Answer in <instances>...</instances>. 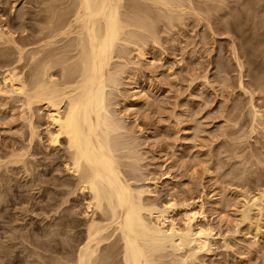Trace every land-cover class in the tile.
I'll return each instance as SVG.
<instances>
[{"label":"bare ground","instance_id":"6f19581e","mask_svg":"<svg viewBox=\"0 0 264 264\" xmlns=\"http://www.w3.org/2000/svg\"><path fill=\"white\" fill-rule=\"evenodd\" d=\"M50 1H52V3L49 2L51 4L50 6H47L48 15L46 16L44 20L42 19L40 21H37V24L35 23L34 25H31L30 23L31 25L30 27H28L29 25L26 24V27L28 29L22 28L23 30H21L20 27H22V25L20 27L17 26L20 31L30 30L29 33L24 34V36L17 37L14 34L16 30L14 31V29H12L11 24H9L6 20L0 21V99H4L3 102H6V104H7L8 99H10L9 101L12 100L13 103L10 102L9 105L11 103L15 104L14 107L17 106V103L21 105V106L19 105L22 108V112H20L22 115L21 117L24 120L23 122H26V126L28 128L27 144H24L25 146L23 145L24 147H22V149L20 148L19 149L20 151H18L17 149L18 147L16 148V146L11 145L9 147L10 151H9V148H7L8 153H4L6 154L5 155L6 157L3 158V156H1L0 154V156L2 157V158L0 157V172L2 171V169L8 170L10 168L12 169L13 166L20 165L23 168H25V172L31 173L32 170L29 171L30 169L29 167H27L28 166L27 164L29 163H26L27 162L25 160L27 158L26 156L32 157L37 154H41V153L43 154L44 151L38 150V149L42 147L41 143L43 141V138H46L47 145H43L44 149L46 150L45 151L46 154L44 158L50 160L49 164L56 163V165L59 164L63 168V171H61L59 170L61 168L58 169V167L56 166L58 169V172H61V173L63 172L71 176L69 178L65 177L62 179L57 178L59 176L53 177V180L49 182V183H52L54 187L60 188L59 189L60 192H57V193L60 194L62 199L60 197L61 201L59 203L56 201L55 199L56 196H54V194H57V193H56L55 188H53L51 192L52 195L50 199L48 198L49 201L52 200L51 203L48 202L49 203L48 212H52L55 216L58 215L57 217L60 218V220L62 221V218L64 216L65 218L72 216V215L68 216L67 214H66L67 216L65 215L68 209H66L63 206L67 204L71 200V198L74 197L76 201L79 200L81 204H83L84 206V211L82 212L83 218H84V223H83L84 229H82V232L79 231L82 234L80 235L78 246L76 244H73L77 246L76 249L74 248L75 249L74 251L72 249L73 252H70V251L69 253L66 252L69 255L68 254L65 255L61 252H58L56 249V253L59 255L58 257H55L56 255L52 257L50 256L52 259L49 258L51 259L49 262L47 261L46 263L43 261L39 263L38 261V263L37 262L36 263L37 264H41V263H45V264H191L194 261H197L196 259L199 258L198 256L200 254L209 252V250L211 249L213 245V241L216 239L217 236H221L222 233L220 235H218V233H215L214 227L208 223V220L206 218L207 215L205 214L207 210L205 206L207 205L203 201V199H201L200 197L199 199H192V196H191L189 197V199L186 198L185 201L181 202V199H180V202H178L176 201V199L174 200V198L167 200L170 197L169 195L166 201L164 199H163L164 201H160V197L158 198L159 200H156V196L155 195L153 196V193L155 192L154 194H156L157 192L156 189H158L157 182H152V183L150 182V184L146 186L138 184L140 181L144 179L145 180L148 179L147 172H149V171H146L147 169L146 170L143 169L144 163L142 165L140 164V161L142 162L145 161V160L143 161V159H145L143 158L144 156H141L144 153L140 154L141 152L137 151L139 149L136 150V148L142 145L140 144L142 140L141 141L139 140V135L135 136L133 134L132 132L133 128L131 129L129 124L117 114L118 108L116 109V106H115L116 104L114 103L113 98L115 96V91L118 90L120 83H122L121 75L124 72L123 69L126 67V70H127V67L129 66L131 67V63L136 64V65L135 64L133 65L134 67L138 66L137 62L135 61L134 63L131 62L130 55L132 54L133 51H137L136 53L138 55V60L141 59V61L143 60L144 62L150 63V65L151 64L154 65L153 60L155 58H153L152 60V57L155 55V53L151 52L152 49H151L150 44H152V47L154 46V44L160 45L161 43L160 41L163 40L161 38L162 36H160L162 35L160 34L161 32L162 33L165 32L167 34V32H169V29L174 28L176 26V21L178 23L183 21L182 19L183 17H185L186 14L190 16L192 15V13H194L193 17L195 15V18L197 19L199 18L198 19L199 21L197 22H200V20L202 22V20L203 19L205 20L207 16L208 18H211L209 17V15L213 11V9H217L216 5L214 7L211 5L213 3L207 4L211 0L210 1L208 0L209 2L207 0H50ZM213 1L214 0H212V2ZM233 2L237 3L238 6H240L244 4L246 0H234L232 1V3ZM258 2L260 3L261 1L258 0ZM202 4L206 5L205 6L206 8L205 7L202 8L201 6ZM252 9L254 10V12L256 11L257 13H259L260 11L264 10V5L262 6H259V4L257 6L254 5ZM203 12L208 13L207 16L206 14L204 15ZM254 14L255 13H253V15ZM204 16H206V18ZM244 18H246V15ZM255 18H258V17H254V19ZM216 19L217 18H215L214 20ZM254 19H252V22ZM262 19L264 18L262 17ZM33 22H36V21H33ZM191 22L193 21L191 20ZM194 22L196 21L194 20ZM208 22H211V20L209 19ZM160 24H162V26ZM208 24L210 25V23H207V27H208ZM179 25H182V24H179ZM212 25H210V28ZM252 26L255 27L254 24ZM214 27H212L211 31H213ZM11 29L14 32L11 31ZM258 30H261V27L260 29L258 28ZM225 33L228 34L227 31H225ZM214 35L213 37L217 36L218 34H216L215 36ZM222 35L224 34L222 33ZM188 41L186 40V43ZM192 42L193 41L190 42L191 44L187 43L186 45V48L187 46L188 47L191 46L190 48L191 52L195 48V47H192L193 45ZM232 42L233 41L231 40L230 42L231 46H232ZM201 48L204 49V47H201ZM231 50L234 51L233 48ZM198 51L199 49L197 50L196 53H198ZM233 51L232 53L236 54L238 50L235 52ZM158 52H160V50ZM152 54L154 55L152 56ZM243 64L239 65V68H238L240 69L239 71H241V66H243ZM220 67L223 68V66L221 65ZM139 68H140V65L138 68H136V70L141 69ZM223 72H226V71H223ZM141 74H144V73L142 72ZM228 74L225 76H228ZM163 75H165V73ZM262 81L264 83V80ZM262 85H261V88H262ZM140 87L141 86L136 87L137 91L134 90L135 93L133 94V96H135V98L142 96L143 93H146L144 90H146L147 88L143 90L142 87L141 88ZM240 88L242 89V87ZM249 88L250 86L248 87V89ZM244 90L245 89H243V91ZM263 91L264 90H262V92ZM249 92L250 91H248L247 94H249ZM244 94H245V91H244ZM251 98H249V100ZM0 102L2 103V101ZM223 103H225V101ZM187 105L188 104H186L185 106ZM131 106H132L131 104H128L129 108ZM240 106L242 109L241 104ZM10 107H12V105H10ZM14 107H12L13 110L15 109ZM249 108L251 110V112L249 111L252 117L251 120L253 121V122L251 121L253 123L251 127V131L254 132V129L256 131V128H255L256 125L254 126L255 124L254 122H259L257 121L258 118H260L264 114H262L263 110L261 111L260 109H257L252 103H251V107ZM259 110L261 113L259 112ZM193 116L194 115H192V117ZM43 117L46 118V122L44 123L46 124V126L44 128L45 135L41 136V131L39 128L40 126L44 125V124H40V120H42ZM235 117L236 116H234L233 118ZM260 122L261 124L263 123L261 120ZM262 127H264L263 124H262ZM195 128L194 130L200 129V127L196 129ZM231 132H233V130ZM243 133H247V132L245 131V132H242V134ZM231 134L230 136L232 137L233 134L232 135ZM235 134H234V139L232 138L233 140H236L238 138L236 137L237 134L236 135ZM188 137L189 139H191L190 136ZM197 137H200V136H196L194 138L198 140ZM226 139H227V135H226ZM23 142H26V141H23ZM226 145L224 147H227ZM38 146L40 147L38 148ZM260 147H261V144H260ZM140 148L142 149V147ZM227 149L225 148V150ZM30 150L31 151L35 150V151L30 152ZM192 150H193V147H192ZM244 153L245 151L242 153V155L241 154L240 155L244 156L243 155ZM197 158L200 159L198 155H197ZM192 159L193 158H191V160ZM259 161H257V163H259ZM262 161L263 160H261L260 162ZM203 163L207 164V162H204V160H203ZM246 163L248 165V160ZM146 164H147L146 166H148L150 162ZM237 165H240V164H237ZM208 167L209 166L207 164V168ZM249 167L251 169V166ZM205 168H204L205 171L203 172L205 173L210 172L209 169H205ZM226 172H227L226 174H228V171ZM239 173H238V176H239ZM16 174L17 173H15V175ZM31 175L33 174L31 173ZM61 175L63 176V174ZM1 180L2 181L0 182H3L2 178ZM11 180L12 179H10V183L15 184L13 183V180L12 181ZM240 181H241V178H240ZM4 183L3 185L5 186ZM8 184H9V181H8ZM245 184L246 183L244 182L243 185ZM247 184H248V181H247ZM11 185L9 186L7 185V186L10 187ZM151 186H153L155 190ZM150 187L153 191L150 189ZM262 187H264V185L261 186L259 190H257L258 189L257 188L256 189L257 191L255 193H252L250 192V190L249 191L247 190L250 188L245 186L247 192L245 191V194L244 192L242 194L244 202L242 204V209L239 210L241 211V214H242L241 215L242 219L240 221L247 222V220L250 219V213L251 214L253 213L252 211L253 209L258 211L259 214L261 215L263 214L264 212V188ZM245 188L243 187L244 190ZM3 189L6 190V188H3ZM3 189H1L0 196H2L1 194H4L5 190L2 193ZM243 189H240V190L243 191ZM151 197L153 199H151ZM183 199H185V196ZM225 200L227 201V199ZM222 201H223V198H222ZM222 201H219V202L217 201V202L222 203ZM0 203H1V200H0ZM218 203H216V206H215V211H216V212L214 211L215 214L217 212H220L221 214L223 210V209L221 210L220 205ZM214 205L213 206L212 204L210 205L212 206L211 207L212 209H214L213 208ZM255 210H254V213L256 215ZM251 216L253 217L254 215H251ZM71 219L69 221H71ZM66 221H64L65 224L67 223ZM59 223L62 225L61 222ZM262 226H259V228L256 227L259 233L262 232V229H263ZM11 233H14V232H11ZM51 233L52 231L49 232V235ZM44 234L46 235L47 233H44ZM23 235L22 237H24ZM51 235L52 237L53 236L56 237L54 233ZM260 235H264V231L260 233ZM18 237L20 238V235ZM22 237H21V240H24V242H25V239L28 238V236L27 237L25 236L26 237L25 239H22ZM52 237H49V239L50 238L52 239ZM73 237L75 236L73 235ZM13 238L15 237L12 236L11 239ZM224 239L227 241L226 238ZM36 240H35V243H37ZM71 240L73 239L71 238ZM226 241L224 242L225 243L224 246H226L228 249V247L230 246L228 242ZM64 242H67V240L63 241L62 244H64ZM71 242L74 243V241H71ZM39 247L44 248V247H41V245ZM50 247L52 248V246ZM70 247L72 248L71 245ZM51 248L49 249V251L51 250ZM47 249H48V246H47ZM63 250H60V251H63ZM44 251H47V250H44ZM52 253H55V250ZM262 259L263 260H261V262L264 261V258Z\"/></svg>","mask_w":264,"mask_h":264},{"label":"rangeland","instance_id":"374dc122","mask_svg":"<svg viewBox=\"0 0 264 264\" xmlns=\"http://www.w3.org/2000/svg\"><path fill=\"white\" fill-rule=\"evenodd\" d=\"M215 1L216 0L212 2L211 0L209 3H207H213L211 5L214 7L216 5L217 8L213 9V11L211 10V14L209 13L210 15H212H209V17H211L212 19L208 18V13L203 12L204 15L206 14L208 20L206 16H204L206 18L205 20L203 19L204 21L202 20L201 22L200 20V22H197L199 21V18H195V15L193 17L194 13L190 15L192 19L186 14L185 17H183L182 19L185 22L181 20L182 22L178 23L176 21V26L174 28L169 29V32H167V34L165 32L160 33L162 34L160 36H162L161 38L163 39L160 41V45L154 44V46L152 47V44H150L152 49H150L151 52L155 53V55L152 54V56H155L152 57V60L153 58H155V61L153 60L154 65H150V63L144 62L143 60L141 61V59L138 60V55L136 53L137 51H133L131 54L132 56L130 55L131 62H137L138 66L134 67L133 65L135 63H131V67L133 68L129 66L130 64L128 65L131 70L129 69V67H127V70L126 67L123 69L125 73H122V75L124 76L121 75L122 83H120L118 90L115 91L113 101L116 104V109L118 108L117 114L129 124L131 129L133 128V134L135 136L139 135V140H142L141 142L139 141L140 144H142L140 145L142 149L138 147L136 148V150L139 149L137 151H140V154H145L141 155L144 156L143 158L145 159H143V161H145H140V164L142 165L144 163L143 169H147L146 171L149 172H147L148 179H144L138 184L146 186L150 184V182H157L158 189H156V194H154L155 192L153 193V196H156V200H159L158 198L160 197V201H166L169 195L171 198L169 197L167 200L174 198V200L176 199V201L178 202H180V199L181 202L185 201L186 198L189 199V197L191 196L192 199H199L200 197L207 205L205 206V208H207L205 214L207 215L206 218L208 220V223L214 227L215 233H218V235L222 233L221 236H217L216 239L213 241V245L209 252L200 254L198 256L199 258L196 259L197 261H194L195 263L193 262L191 264H252L253 262V264H264V261H262L263 263L261 262V260H263L262 258H264V235H260V233L264 231V212L261 215L258 213V211L253 209V213H250V219H248L251 222L250 223L248 220L247 222L240 221L242 219V214L241 211H239L242 209V204L244 202L242 197L243 192L245 194V191L247 192V190H250V192L255 193L257 190L260 189L261 186L264 185V127H262V124L264 125V115L261 116L263 119L260 117L257 120L259 122L261 120L263 122L262 124L261 122L260 124L259 122H254V126L256 125V131L254 129L253 132L251 131L253 121L251 120V113H249V111L251 112L249 107H251L252 103L257 109H260L261 111L263 110L262 114H264V91L262 92V90H264V83L262 81L264 80V19H262V17L264 18V12L262 11L264 10L257 13L256 11L254 12V10L252 9L254 5H264V0H260V3L258 2V0H246V4L244 3L240 6H238L237 3H232V1L234 0H217L216 2ZM49 2L52 3V1L50 0H0V21L6 20L9 24H11L12 29H14V31L16 30L14 32L11 29V31H13L17 37L24 36V34L29 33L30 30H24L26 31L24 32L20 31L18 27L22 25V27H20L21 30L28 29L26 27V24L29 25L28 27H30L35 23L37 24V21H40L42 19L44 20L48 15L47 6H50L51 4ZM201 6L202 8H204L206 5L202 4ZM245 10L248 11L246 12ZM253 13H255V16L253 15ZM245 15L246 18H244ZM254 17L258 18L254 19ZM215 18L217 19L214 20ZM209 19L211 20V22H208ZM252 19H254L253 22ZM191 20L193 22H191ZM194 20L196 22H194ZM207 23H210V25H212L213 23L214 24L211 26V28L208 24V27L210 28L209 29L207 27ZM253 24L255 25V27L252 26ZM160 25L162 26V24ZM23 26H25L26 28ZM212 27H214L213 31H211ZM260 27L261 30H258V28L260 29ZM180 30L183 32H181ZM225 31H227L228 34L225 33ZM222 33L225 36L222 35ZM212 34H218L219 36L214 35L215 37H213ZM203 36H205L207 39ZM186 40H189L190 42L193 41L192 47H195L197 50L199 49L198 53H196L197 50L195 48L191 52V46H187L186 48L187 43L191 44L189 41L186 43ZM231 40L233 41L232 46L230 44ZM200 46L204 47V49ZM231 47L234 49V51L231 50ZM159 50L160 52H158ZM232 51H237L238 53L236 52V54H233ZM242 64L243 66H241V71H239V65ZM139 65L141 69L139 68L140 70H136ZM220 65L223 66V68L220 67ZM141 71L144 74H141ZM164 73L165 75H163ZM227 74L228 76H225ZM242 74L244 75V77ZM217 76L219 77V79ZM135 80L138 82H136ZM227 81L229 84L227 83ZM239 83L242 86H240ZM260 84H263L262 88ZM135 86H141L143 90L147 88V91L144 90L146 93H143L144 91L142 90V96L135 98V96H133L135 91H137V88ZM249 86L250 88L248 89ZM240 87H242V89ZM243 89H245V94ZM251 89H254V92ZM248 91H250L252 94L250 92L249 94H247ZM249 98H251L252 101L251 99L249 100ZM9 100L10 99H8L6 104V102H3L4 99H0V101H2V103L0 102V154L1 156H3V158L6 157V154L4 153H8L7 148H9L11 145H14L16 146V148L18 147L17 149L18 151H20L19 149H22V147L25 146L24 144H27L28 138V128L26 126V122H23L24 120L22 119V115L20 113L22 112V108L20 107L21 105L17 103V106L14 107L15 104H12L13 101ZM224 101L225 103H223ZM10 102H12L10 105L15 108L14 110L12 107H10ZM128 104H131L132 106L129 108ZM184 104H188V107ZM240 104L242 105V109ZM192 115H194V118L192 117ZM234 116L236 117L233 118ZM227 117L228 119L230 117V119L232 120H228ZM196 119H198L199 121ZM45 122L46 118L43 117V119L40 120V124H44ZM235 122L237 123V125ZM45 126L46 124L40 126L39 128L41 131V136L45 135ZM195 126L196 128L200 127V129H196ZM24 127L26 130L24 129ZM194 128L196 130H194ZM236 129L238 132L236 131ZM240 129L242 132L246 131L247 133L242 134ZM232 130L233 132H231ZM196 132L199 135H197ZM195 134L196 136H200L201 138L197 137L198 140H196V138H194L196 137ZM230 134L232 135V137L230 136ZM234 134L236 135V137H238L237 139L235 137V139L239 143H237L236 140H233ZM188 136H190L193 140L189 139ZM194 140H196L197 142ZM41 144L40 145L43 148L38 146V148L40 147V149H37L44 151L43 154H37L32 157L26 156L27 158L25 159L27 161L26 163H29L27 164V167H29V171L32 170L31 173L33 175H31V173L29 172H25V168L20 165L13 166L12 169L10 168L8 170L2 169V171L0 172V174L2 175H0V177L3 179V182H0V193L1 189L6 188V190H2V193L4 190L5 191L4 194H1L2 196H0V264H37L38 261L39 263L43 261L47 263V261L49 262L52 259V256H59L56 253V249L58 252L67 255L69 251L73 252L78 246V241L80 239V235L82 234V229H84V218L82 214V212L84 211V206L79 200L76 201L74 197V199L71 198V200L67 204L63 205L66 209H68L65 215L67 214L68 216H72L66 218L64 216L61 221L60 218L57 217V214V216H55L52 212H48V205L52 202V200L49 201L52 195V189L55 188L56 193L60 192L59 187L56 188L52 183L49 182L53 180V177L59 176L57 178L62 179L65 177L69 178L71 176L63 172H58L59 168H61L59 170L63 171V168L59 164L56 165V163L51 162V164H49L50 160L44 158L46 150L44 149L43 145H47L46 138H43ZM234 144L236 146L239 145L240 148L239 146L236 147ZM225 145L227 147H224ZM225 148L228 149L225 150ZM243 150L245 151V153L243 154L244 156H241L244 152ZM34 151L30 150V152ZM197 155L198 157H200V159L197 158ZM191 158L193 159L191 160ZM242 158L245 162L242 160ZM258 159H261L263 161L260 162L261 160L259 161ZM203 160L204 162H207L209 166L208 168L207 164L203 163ZM247 160L248 165L246 163ZM257 161H259V163H257ZM149 162L150 164L146 166V163ZM56 166L58 167V169ZM249 166H251V169ZM204 168L209 169L211 173L203 172L205 171ZM226 171H228V174H226ZM252 171L254 174H256L254 175ZM239 172L242 174H240ZM15 173H17L18 175H15ZM223 173L226 175H224ZM61 174H63V176ZM239 177L241 178V181ZM1 178L0 181H2ZM10 179H12L13 183L15 184L10 183ZM244 182L246 183L245 185H243ZM3 183L5 184V186L3 185ZM6 184L8 186L12 184L13 186L11 185L10 187H8ZM245 186L249 187L250 189L246 190ZM7 187L9 188V190ZM46 187L50 188L47 189ZM151 187L154 189L153 186ZM243 187L245 188V190L243 189ZM240 189H243V191H241ZM54 196H56L55 199L59 203L61 201L60 194L57 193L54 194ZM184 196L185 199H183ZM151 199L153 198L151 197ZM225 199H227V201ZM217 201H222V203L220 202V204ZM216 203L220 205L221 210L226 209L224 210L226 214L223 210L221 214L220 212H217L215 214ZM211 204L212 206L215 204L213 207L214 209L211 208ZM71 209L73 212L71 211ZM254 210L256 211V215L254 213ZM220 215L222 218L220 217ZM251 215L254 216L252 217ZM223 218L225 221L223 220ZM70 219L71 221H69ZM64 221H66L67 223L65 224ZM59 222H61L62 225ZM258 225L263 227L262 232L260 233L257 231L258 229L256 228H259ZM50 231H52L51 234L54 233L56 237H52L51 234L50 236ZM21 233L22 235L24 234V237H22ZM44 233L47 234L45 235ZM19 235L20 238L18 237ZM73 235L75 237H73ZM10 236L11 238L12 236L15 238L11 239ZM25 236H28V238H26ZM45 236L47 239L45 238ZM21 237L22 239L26 238L29 241L25 239L24 242V240H21ZM49 237H52V239H49ZM70 237L73 240H71ZM224 238H226L227 241ZM65 239L67 240V242H64V244H62L63 241H66ZM35 240L37 243H35ZM51 240L54 242H52ZM224 240L228 242L231 248L228 247L227 249V247L224 246ZM71 241H74V243ZM73 244H76L77 246ZM40 245L41 247H44L46 249L40 248ZM45 245L48 246V249ZM49 245L52 246V248ZM70 245L72 246V248L70 247ZM250 246L253 247L251 248ZM50 248L51 250L49 251ZM43 249L47 251H44ZM52 249L55 250V253H52L54 251ZM247 249H250V252Z\"/></svg>","mask_w":264,"mask_h":264}]
</instances>
